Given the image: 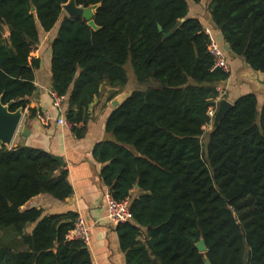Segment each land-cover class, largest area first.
Listing matches in <instances>:
<instances>
[{
    "label": "trees",
    "instance_id": "trees-1",
    "mask_svg": "<svg viewBox=\"0 0 264 264\" xmlns=\"http://www.w3.org/2000/svg\"><path fill=\"white\" fill-rule=\"evenodd\" d=\"M68 1L0 0L2 103L35 113L27 103L39 26L49 31L61 19L50 89L68 95L65 119L77 135L101 86L119 88L109 99L125 87L127 62L140 85L108 114L112 139L92 151L113 199L129 200L131 218L115 225L126 264H205V256L211 264H264V101L258 107L252 92L235 98L203 143L208 110L225 97L217 87L230 73L214 66L187 0H75L98 5L97 29L62 17ZM208 12L229 51L264 73V0H209ZM41 193L71 195L62 159L39 147L1 146L0 264H93L85 244L65 239L77 214L23 209ZM200 237L205 253L195 245Z\"/></svg>",
    "mask_w": 264,
    "mask_h": 264
},
{
    "label": "crops",
    "instance_id": "crops-1",
    "mask_svg": "<svg viewBox=\"0 0 264 264\" xmlns=\"http://www.w3.org/2000/svg\"><path fill=\"white\" fill-rule=\"evenodd\" d=\"M187 3L189 7L188 16L198 18L203 27H207L210 32L213 29L214 36L225 49L226 44L220 32L218 34L209 12L204 15V10L200 12L202 15L197 12L192 13L191 5L195 3L191 0H187ZM60 21L61 19L49 31H43L39 26V39L33 52L40 60L34 77L36 89L28 97L27 103V107L34 109L35 113L31 115L28 109H22L18 131L7 147L16 145L34 146L60 157L68 171V182L72 187V193L64 200H58L50 194L41 193L31 198L23 206V209H41V216L68 212L83 216L90 226L91 238L87 247L91 254L92 263L126 264L125 253L120 248L115 225L110 223L106 216L103 195L108 187L103 183L100 176L102 164L92 155L93 148L97 143L112 139V136L105 130V121L113 109L111 100L124 91L121 89L120 92L109 99L110 94L119 88L103 84L99 95L93 99L88 107L89 118L80 135H77L72 128L56 123L58 116L65 118V112L69 105L67 94L62 96L58 106L55 105L50 89L51 43ZM3 36H8L6 26H4ZM226 52L231 64V73L229 78L219 84L217 88L221 89L222 93L228 91L225 98L232 102L238 96L251 91H248L250 90L248 84L244 81L241 82L242 77L245 75L242 74V69L245 67L243 60L234 56L229 50H226ZM238 68L240 69L238 70ZM238 72L241 74H238ZM232 85L236 89L234 92L231 89ZM235 92H238L237 95ZM252 93L258 94L256 91ZM39 112H48L51 119L47 122L43 121L38 116ZM23 130L26 133H23ZM32 228L33 224L29 225L27 232L31 231ZM139 238L143 240L144 237L141 235Z\"/></svg>",
    "mask_w": 264,
    "mask_h": 264
},
{
    "label": "water",
    "instance_id": "water-1",
    "mask_svg": "<svg viewBox=\"0 0 264 264\" xmlns=\"http://www.w3.org/2000/svg\"><path fill=\"white\" fill-rule=\"evenodd\" d=\"M97 7V4L88 7H81L76 5L75 0H69L66 4L63 5V10L68 17H81L87 21V24L92 29H97V25L93 20V13ZM31 9L34 10V7L32 6ZM181 21H183V19L177 21L170 30L164 33V36H168L169 34H171V32L181 23ZM157 27L159 31H162L160 25H158ZM225 49L228 51L229 47L225 46ZM244 64L245 68L248 69L253 74V76H250L249 74L245 75H248L254 81L257 87H262V89H264V73L254 71L250 69L245 62ZM130 93V91L121 93L117 97L113 98L111 100V106L113 107V109L117 108L122 103V101L129 96ZM232 102L226 98H221L218 101L217 109L212 121L211 130L218 126L226 111L232 107ZM12 103L13 101L3 104L0 97V147L3 145L8 146L11 143L15 133L18 131L19 121L22 116V109L18 108L14 111L9 110V107ZM23 133H26V131L23 130ZM135 187H137V184H135ZM148 242L151 244L150 240H148ZM195 245L200 252H206L207 249L204 244L203 238L200 237ZM204 261L205 264H211L210 260L206 256L204 257ZM244 264H248V260H246Z\"/></svg>",
    "mask_w": 264,
    "mask_h": 264
},
{
    "label": "built area",
    "instance_id": "built-area-1",
    "mask_svg": "<svg viewBox=\"0 0 264 264\" xmlns=\"http://www.w3.org/2000/svg\"><path fill=\"white\" fill-rule=\"evenodd\" d=\"M205 32L208 35V52L212 55L214 60V66L222 69L226 73H231V67L226 59L225 52L220 48L219 42L216 41L210 30L204 27ZM219 91V96L221 97L223 93L221 89L217 88ZM51 96L55 105H59L62 96H58L56 93L51 91ZM218 100L215 101L214 106L210 107L208 110V115L212 119L215 115L217 109ZM38 116L45 122L51 119V115L48 112H39ZM212 121V120H211ZM56 123L70 128L74 127L76 124L69 122L64 117L58 116L56 118ZM106 207V216L110 223L116 225L128 221L131 218V211L129 207V200L127 198L123 200H115L110 194L109 190L105 191L103 195ZM91 238L90 226L86 219L81 215H76L71 229L65 234L66 240H78L85 244H89Z\"/></svg>",
    "mask_w": 264,
    "mask_h": 264
},
{
    "label": "rangeland",
    "instance_id": "rangeland-1",
    "mask_svg": "<svg viewBox=\"0 0 264 264\" xmlns=\"http://www.w3.org/2000/svg\"><path fill=\"white\" fill-rule=\"evenodd\" d=\"M204 10V12H203V15L205 14V13H207L208 12V0H202L201 2H199V3H195V4H192L191 5V11H192V13H194V12H197V13H200L201 11H203ZM63 15H66V13H65V11L63 10V13H62V17H63ZM200 15H202V13H200ZM61 17V18H62ZM218 30V29H217ZM218 32V34H219V30L217 31ZM211 33H212V36H213V38L217 41V38L214 36L215 35V32H214V30L212 29L211 30ZM221 34V33H220ZM222 36V35H221ZM219 46H220V48L221 49H223V51L225 52V56H226V59H227V61L229 62L230 60H229V58H228V55H227V52H226V50L224 49V47H223V45L221 44V43H219ZM242 62V61H241ZM229 65H230V67H231V64H230V62H229ZM124 68H125V71H126V75H127V78H128V82H127V84L125 85V87L123 88V93H126V92H129V91H132L134 88H136V87H140V85H138L137 83H136V80H135V78H134V75H133V72H132V68H131V65H130V62H127L126 64H125V66H124ZM240 68H238V70H239ZM243 70V72H242V74H249L250 76H253V74L248 70V69H246L245 67L242 69ZM238 74H241V73H239L238 72ZM243 79H242V81L241 82H245L246 84H248L249 86H250V88H249V86H248V88L250 89V90H248V91H251V92H253V91H256L258 94H257V99H258V107H260V105L262 104V102H263V100H264V89H262V87H257L256 85H255V83H254V81L248 76V75H244V77H242ZM142 87V86H141ZM221 88V87H220ZM229 88H230V85H229ZM231 89H233L232 90V92H234L236 89L234 88V86L232 85V88ZM227 93H228V91H226V93H223V95L225 96V97H227ZM236 93V95H237V93L238 92H235ZM235 95V94H234ZM225 97H223V98H225ZM212 121H213V118L211 119ZM212 121H211V124H208V125H206L205 127H204V133H203V136H202V142L204 143V142H206V139H207V134H208V132L210 131V129H211V127H212Z\"/></svg>",
    "mask_w": 264,
    "mask_h": 264
}]
</instances>
